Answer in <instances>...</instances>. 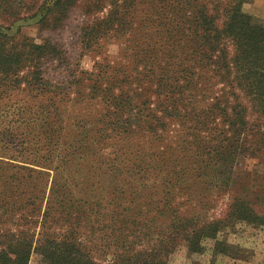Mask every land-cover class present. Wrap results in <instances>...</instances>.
Masks as SVG:
<instances>
[{"label": "trees", "instance_id": "trees-1", "mask_svg": "<svg viewBox=\"0 0 264 264\" xmlns=\"http://www.w3.org/2000/svg\"><path fill=\"white\" fill-rule=\"evenodd\" d=\"M245 1L108 0L87 41L134 32L122 51L144 65L145 85L128 92L117 89L125 79L90 80L88 105L104 107L73 116L67 130L57 111L35 130V111L10 98L20 83L46 87L35 66L19 73L50 45L12 47L0 34V264H28L33 254L46 264H163L177 241L201 252V241L216 240L226 221L211 220L203 194L229 188L234 168L264 155V25L243 11ZM68 85L81 83L58 89ZM134 123L154 143H126ZM173 123L176 139L161 146ZM34 130L40 156H31ZM103 173L104 188H95ZM232 210L264 226L244 204ZM213 249L225 255L229 246L216 240Z\"/></svg>", "mask_w": 264, "mask_h": 264}, {"label": "rangeland", "instance_id": "rangeland-1", "mask_svg": "<svg viewBox=\"0 0 264 264\" xmlns=\"http://www.w3.org/2000/svg\"><path fill=\"white\" fill-rule=\"evenodd\" d=\"M54 1L0 0V34L11 40L12 47L15 45L21 47L24 43L50 45L45 48L42 59L35 58L34 62L23 64L19 73V78L27 76L30 70H34L32 66H35L36 77L40 76L46 87H42L41 90L34 88L30 92L20 83L17 90L10 92L12 103L18 102L20 105L16 108L21 110L30 108L35 111V115L33 114L36 120L35 130H42L40 125L44 121V116L54 117L57 114L55 111L63 117L64 122L61 125L66 130L72 127L73 116L81 115L82 112L83 116H86L90 111L92 113L101 111L104 105L99 100H93L90 106L88 99L86 100L87 87L92 79L99 80L100 83L113 77L125 79L117 89L128 92L134 91L136 82H140L137 84L142 87L145 85L141 74L144 65L133 61L128 53L122 51L132 44L134 32L126 30L123 37H114L115 34L111 31L99 35L93 41H87L89 36L86 26L105 18L109 10L108 0H60L58 6L53 5ZM242 8L264 25V0H246ZM51 48H55L56 51ZM71 80L78 81L81 86L68 85L63 90L58 89L61 83ZM78 96H82L83 103L76 102ZM132 99L135 101V95ZM151 100L153 102L154 99ZM50 101L53 102V106ZM139 102L140 100L133 105ZM46 112L49 113L45 114ZM22 118L29 117L24 114ZM52 120L53 118L47 120L50 128L57 125ZM132 128L138 131L125 137V141L138 146L139 149L136 150H142L154 143L151 137L139 136L142 131L146 132L145 126L134 123ZM177 129V124L173 123L164 134H161V146L176 139ZM35 130L37 136L33 141L37 142L35 147L37 152H33L31 156L35 154L40 156L43 152L41 149L43 136ZM47 171L50 177L55 174L53 169ZM99 176H102V179L95 188H104L107 174ZM218 189H212L203 196L213 202L209 211L211 220L226 221L225 226L217 233L216 240L227 244L228 252L225 255L215 252L214 239L201 241L203 245L201 252L190 251L188 243L180 240L174 249L162 258L163 264H264V226L237 220L232 216V206L242 203L253 213L264 218V155L234 168L230 187L221 192ZM28 264L46 263L33 254Z\"/></svg>", "mask_w": 264, "mask_h": 264}]
</instances>
